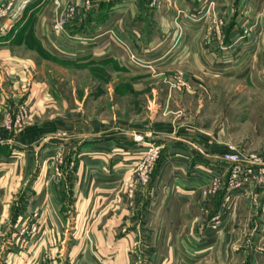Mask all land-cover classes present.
<instances>
[{
	"label": "rangeland",
	"instance_id": "rangeland-1",
	"mask_svg": "<svg viewBox=\"0 0 264 264\" xmlns=\"http://www.w3.org/2000/svg\"><path fill=\"white\" fill-rule=\"evenodd\" d=\"M51 1L43 4L48 33L36 35V19L29 18L24 32L12 28L3 39L7 43L0 49V138L4 128L18 134L37 120L58 123L53 133L60 136L84 130L100 138L102 121L168 120L175 126L187 122L217 131L229 126V139L219 137L227 140L229 149L264 157V5L259 0ZM14 6V0L1 5L0 15H9ZM89 44L92 50L86 51ZM6 59L10 67L2 64ZM74 111L73 119L68 113ZM34 147L28 146L27 154L35 152ZM56 155V161L46 163L51 174L44 171L45 177L37 178L41 162L30 165L27 192L37 182L52 189V197L62 180L67 184L71 176H63L67 162L62 150ZM91 180L99 184L102 178L86 177L87 185ZM4 195L12 200L14 225L24 211L17 205L27 193ZM29 198L38 205L28 212L30 227L18 226L21 232L40 239L44 232L61 231L70 211L44 214L46 195L31 193ZM13 225L5 229L0 224V264H22L25 249L32 250V242L26 241L30 238L13 249ZM78 230L82 232V226Z\"/></svg>",
	"mask_w": 264,
	"mask_h": 264
},
{
	"label": "crops",
	"instance_id": "crops-1",
	"mask_svg": "<svg viewBox=\"0 0 264 264\" xmlns=\"http://www.w3.org/2000/svg\"><path fill=\"white\" fill-rule=\"evenodd\" d=\"M10 1L0 0V7ZM45 1L14 0L12 13L0 15V49L5 50L3 44L7 42L3 39L12 28L24 32L29 18L36 19L32 25L36 35L48 33L49 26L44 25L48 17L43 11ZM259 3L264 5V0ZM91 48L89 44L85 49ZM7 59L2 64L10 67ZM68 114L73 119L77 116L75 111ZM195 125L184 122L175 126L171 121L154 119L102 121V138L84 130L60 136L56 133L58 123L38 120L18 134L4 128L0 138V183L11 177L16 186H0V224H5V229L13 225L12 200H5L4 194L27 193L17 205L24 211L17 216L9 241L14 249L30 238L26 241L27 245L32 242V250L25 249L22 264H264V180L235 185L234 163L224 158L230 151L228 142L219 138L222 134L229 139V126L217 131L216 127ZM138 133L143 134L142 140L137 139ZM150 143L162 145L159 160L149 181L136 183L140 165L133 163L140 162V153ZM30 145H35V152L27 154ZM60 150L67 162L63 176H71L67 184L62 180L63 189L52 197H48L52 189L37 186V182L27 192L24 184L32 175L30 165L41 162L38 179L44 171L50 175L47 164L56 161ZM17 163L18 171L11 176ZM207 164L220 170V185L214 193L178 192L176 170ZM239 165L246 168L252 164L243 161ZM86 177L102 180L99 184L91 180L87 185ZM129 181L131 187H127ZM31 193L46 195L44 214L49 210L54 214L60 209L70 211L61 231L44 232L40 239L21 232L18 226L30 227L28 212L38 205L37 201L31 202ZM75 213L77 216L72 218ZM78 226H82L80 233Z\"/></svg>",
	"mask_w": 264,
	"mask_h": 264
},
{
	"label": "built area",
	"instance_id": "built-area-1",
	"mask_svg": "<svg viewBox=\"0 0 264 264\" xmlns=\"http://www.w3.org/2000/svg\"><path fill=\"white\" fill-rule=\"evenodd\" d=\"M138 140H142V136H137ZM161 149L150 143L140 153V162L134 161L133 164L139 163L140 167L138 181L136 183H145L149 181L151 171L155 167L156 160L159 158ZM189 155V154H187ZM191 156V155H190ZM224 158L234 163L232 169V179L235 185L242 186V183H258L264 180V157L262 155L244 154L239 149H230L224 154ZM247 161L252 164L246 168L241 167L239 163ZM258 165V167L255 166ZM241 174L244 176L241 178ZM176 187L178 192H186L188 190L198 191L202 194L210 195L216 191L220 185V170L214 165H197L194 167L181 168L175 171ZM242 179V180H241Z\"/></svg>",
	"mask_w": 264,
	"mask_h": 264
}]
</instances>
